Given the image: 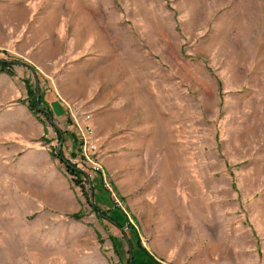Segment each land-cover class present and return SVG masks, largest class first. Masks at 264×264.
Wrapping results in <instances>:
<instances>
[{"label":"rangeland","instance_id":"rangeland-1","mask_svg":"<svg viewBox=\"0 0 264 264\" xmlns=\"http://www.w3.org/2000/svg\"><path fill=\"white\" fill-rule=\"evenodd\" d=\"M3 60L0 264H264V0H0Z\"/></svg>","mask_w":264,"mask_h":264},{"label":"crops","instance_id":"crops-1","mask_svg":"<svg viewBox=\"0 0 264 264\" xmlns=\"http://www.w3.org/2000/svg\"><path fill=\"white\" fill-rule=\"evenodd\" d=\"M21 7V6H20ZM39 21V20H37ZM36 23H32V25L29 22L30 27L25 28L23 27L21 29L22 33V50L26 53H30L29 55L36 59L38 62H41V65L44 66L45 62L42 59H46L47 57H50V55H61V29L58 25L57 33H55V30H49L50 28H46L45 24H42L44 28H40L39 26H35ZM3 31L5 32L6 28L2 27ZM49 35V37H47ZM43 68V67H42ZM11 80L8 77V74L6 75L0 72V90L5 86L7 93H10L12 91ZM12 94V93H11ZM3 96L1 95L0 98ZM5 97H3L4 102H8L5 100ZM9 115L12 113V110H5L4 115ZM12 116V115H11ZM32 165L37 166L40 165L36 160L34 156H31V162Z\"/></svg>","mask_w":264,"mask_h":264},{"label":"trees","instance_id":"trees-1","mask_svg":"<svg viewBox=\"0 0 264 264\" xmlns=\"http://www.w3.org/2000/svg\"><path fill=\"white\" fill-rule=\"evenodd\" d=\"M5 65H7V62L5 61V60H3V61H0V70H2V69H7L6 67H5ZM34 97H36V99H37V94L34 96ZM29 107H30V109L32 110V111H34V112H36V113H39V111H41V110H39V108H38V106H37V104H36V102L35 103H31V104H29ZM50 111V110H49ZM45 113V112H44ZM50 114H51V112H49ZM67 171H68V173L72 176V178H73V181H74V183L75 184H77V185H79V186H81V187H83V185H84V171H82V170H80L79 168H77L75 165H73V164H70V163H68L67 164ZM93 187H94V190L96 189L95 188V185H93ZM92 205L96 208V205L94 204V203H92ZM96 210L97 211H100L98 208H96ZM112 220H113V222L115 223V224H117L120 228H121V230L122 231H126V228H125V226H123V223L122 222H118V221H116L115 219H113V218H111ZM128 224H130L129 222H128ZM134 229V226L131 224L130 225V233L132 234V236H130L129 235V238L128 239H130V249H129V252H133L135 249H140L141 250V252L142 253H145V254H147L149 257H151L156 263H158L151 255H150V253L145 249V247L142 245V243H141V241L138 239V241H137V244H138V246H140V248L138 247V246H135L134 245V243H133V241H132V238H133V235H135V237L137 236V233L135 232V231H132ZM131 248H132V250H131ZM133 254V253H132ZM131 258H132V256L131 257H129V259H128V264H131ZM159 264V263H158Z\"/></svg>","mask_w":264,"mask_h":264},{"label":"built area","instance_id":"built-area-1","mask_svg":"<svg viewBox=\"0 0 264 264\" xmlns=\"http://www.w3.org/2000/svg\"><path fill=\"white\" fill-rule=\"evenodd\" d=\"M80 134H81V141H82V152L84 156L90 160V153L93 149H96V145L94 141L92 140V133H93V128L91 126H87L85 129L80 127ZM101 168V166L99 165ZM97 167V170L100 168Z\"/></svg>","mask_w":264,"mask_h":264},{"label":"water","instance_id":"water-1","mask_svg":"<svg viewBox=\"0 0 264 264\" xmlns=\"http://www.w3.org/2000/svg\"><path fill=\"white\" fill-rule=\"evenodd\" d=\"M62 142H63V138H62ZM131 250H132V248H131Z\"/></svg>","mask_w":264,"mask_h":264}]
</instances>
